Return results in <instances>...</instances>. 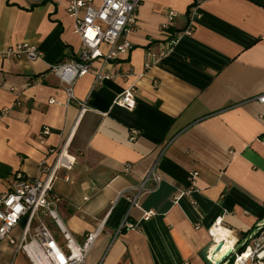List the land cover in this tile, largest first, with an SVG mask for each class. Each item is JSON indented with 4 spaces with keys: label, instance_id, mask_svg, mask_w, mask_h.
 I'll use <instances>...</instances> for the list:
<instances>
[{
    "label": "crops",
    "instance_id": "1",
    "mask_svg": "<svg viewBox=\"0 0 264 264\" xmlns=\"http://www.w3.org/2000/svg\"><path fill=\"white\" fill-rule=\"evenodd\" d=\"M70 1L0 0V192L17 171L44 179L41 163L53 165L64 150L76 161L54 181L61 218L79 241L101 226L85 264H206L200 252L217 216L241 236L264 217V0H143L133 50L106 69L142 72L150 49L159 52L178 35L175 45L139 80L134 110L114 104L124 79L80 78L75 93L89 100L83 113L76 102L64 104L50 71L81 50ZM192 8L199 16L185 33ZM169 10L177 15L166 30ZM19 42L43 56L2 55ZM154 165L159 186L132 206L128 190ZM192 170L197 186L176 201ZM128 213L136 228L119 232ZM44 222L62 242L55 222ZM0 264L32 263L5 239Z\"/></svg>",
    "mask_w": 264,
    "mask_h": 264
},
{
    "label": "built area",
    "instance_id": "2",
    "mask_svg": "<svg viewBox=\"0 0 264 264\" xmlns=\"http://www.w3.org/2000/svg\"><path fill=\"white\" fill-rule=\"evenodd\" d=\"M142 2L143 0H71L67 4V11L75 21L74 30L81 39V50L70 60L52 64L50 68L65 91V105L76 102L80 105L82 113L89 109L88 98L79 99L75 93V86L80 78L92 73L96 85H102L108 80L119 77L127 81L128 86L116 95L114 104L129 110L136 108L139 80L146 75L160 56L173 48L178 39L177 35L159 52L150 49L142 72H136L132 68L115 71L106 69L107 64L127 58L133 50L131 35L138 28ZM176 15L175 10L167 11L162 28L169 29ZM190 15V25L185 33H191L193 19L199 16L197 9L192 8ZM1 53L8 58L25 55L30 60L43 56L38 46L30 42H19L2 50ZM157 84L158 82L155 81L156 86ZM258 100L264 102V94L258 96ZM56 101L55 98L50 100L51 103ZM8 111V108H4L1 114L5 115ZM50 132L49 127L43 129L44 134ZM137 133L136 129L132 130V140L136 138ZM75 161L76 157L61 150L53 165L49 166L45 161L41 163V170L47 172L44 179L17 171L12 175L9 189L0 192V243L8 239L17 251L25 253L32 264H85L88 252L101 231L100 226L98 230L90 232L84 240L79 241L61 218L59 208L62 198L53 191L54 181L60 168L70 170ZM129 170L130 165L127 164L126 171ZM198 175L197 170L190 172V188L181 190L176 201L192 192L197 186ZM161 180L162 177L154 165L145 174L139 186L128 190L131 192L132 206L138 205V199L142 194L155 190ZM151 181L155 184L153 187L149 186ZM154 214L152 210L145 212L143 219L149 220ZM128 216L129 213L121 224L119 232L126 228H136L137 224L128 221ZM45 217L55 222L63 238L62 242L44 222ZM20 224H23L22 234L20 238H15L12 236L13 230ZM220 230L227 232L225 239L216 238V233ZM208 231L214 242L209 250V257L220 242L223 243V247L228 244L219 258V264H264V217L252 230L242 236L225 223L223 215L215 218Z\"/></svg>",
    "mask_w": 264,
    "mask_h": 264
},
{
    "label": "water",
    "instance_id": "3",
    "mask_svg": "<svg viewBox=\"0 0 264 264\" xmlns=\"http://www.w3.org/2000/svg\"><path fill=\"white\" fill-rule=\"evenodd\" d=\"M214 242H211L210 245H207L205 246L201 252H200V257L203 259V261L206 263V264H219V259H215L212 257V255H218L219 252L223 249V243L220 242L212 251V255L211 257L210 254H209V250L211 248V246H213Z\"/></svg>",
    "mask_w": 264,
    "mask_h": 264
},
{
    "label": "bare ground",
    "instance_id": "4",
    "mask_svg": "<svg viewBox=\"0 0 264 264\" xmlns=\"http://www.w3.org/2000/svg\"><path fill=\"white\" fill-rule=\"evenodd\" d=\"M226 234H227V232H224V231L220 230L219 233H218V232L216 233V238H217L218 240L225 239V238H226ZM227 247H228V244H225V246H224L223 249L219 252V254L216 255V256L211 254L212 257L215 258V259H219V258H221L223 252H225V250L227 249Z\"/></svg>",
    "mask_w": 264,
    "mask_h": 264
},
{
    "label": "trees",
    "instance_id": "5",
    "mask_svg": "<svg viewBox=\"0 0 264 264\" xmlns=\"http://www.w3.org/2000/svg\"><path fill=\"white\" fill-rule=\"evenodd\" d=\"M194 4H197V1Z\"/></svg>",
    "mask_w": 264,
    "mask_h": 264
}]
</instances>
